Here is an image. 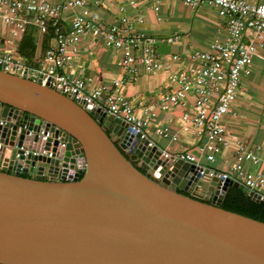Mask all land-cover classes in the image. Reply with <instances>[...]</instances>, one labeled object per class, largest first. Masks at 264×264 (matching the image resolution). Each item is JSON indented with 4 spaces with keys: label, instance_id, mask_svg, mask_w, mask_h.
<instances>
[{
    "label": "water",
    "instance_id": "obj_1",
    "mask_svg": "<svg viewBox=\"0 0 264 264\" xmlns=\"http://www.w3.org/2000/svg\"><path fill=\"white\" fill-rule=\"evenodd\" d=\"M0 119V264H264V222L221 207L237 182L218 193L214 177L191 196L194 164L129 134L120 118L1 69ZM41 121L62 131L64 148L38 138ZM42 149L53 155L32 152ZM68 168L78 169L71 180Z\"/></svg>",
    "mask_w": 264,
    "mask_h": 264
},
{
    "label": "built area",
    "instance_id": "obj_2",
    "mask_svg": "<svg viewBox=\"0 0 264 264\" xmlns=\"http://www.w3.org/2000/svg\"><path fill=\"white\" fill-rule=\"evenodd\" d=\"M113 1L112 18L97 13L101 0H0V26L10 27L12 36L20 37L28 24L41 34H52V42L37 67H29L23 55L0 48V69L39 79L42 85L75 101L120 118L131 135L139 133L150 139L148 129L156 124L159 110L167 113L178 110L180 129L192 130L198 139L193 149L173 154L197 167L198 182L192 190L203 195L207 188L203 182L216 177L218 193L223 182L229 179L242 185L248 193L259 194L264 201V175L245 167L247 162L257 164L262 159L264 145L258 143L248 148L232 141L235 139L228 129V117L235 116L232 108L242 78L251 73L255 56L264 60V0H179L191 9L201 5L215 7L225 20L226 36L212 40L206 49L170 54L162 53L159 47L179 43V34H148L139 26L143 23L142 16L132 19L126 13L129 8L137 9L138 0ZM247 31L252 34L249 41L245 40ZM84 38L100 40L106 48L118 53L116 65L123 71L122 77L114 75L98 82L72 73V58L79 52ZM161 70L168 71L163 93L142 111L123 94V87L136 81L142 72ZM9 121L14 123L16 119L11 117ZM0 124L4 125L5 120L0 119ZM51 127L52 124L46 126L41 121L40 130L35 134L42 142L50 139V147L57 140V146L64 148L67 143L64 134L57 126ZM153 131L164 140L178 139L169 125H155ZM33 133L29 130L28 136ZM231 143H235L236 150L230 169L218 170L208 165ZM149 144H154L151 139ZM32 152L53 155L50 149ZM77 171L68 168L67 177L71 180Z\"/></svg>",
    "mask_w": 264,
    "mask_h": 264
},
{
    "label": "crops",
    "instance_id": "obj_3",
    "mask_svg": "<svg viewBox=\"0 0 264 264\" xmlns=\"http://www.w3.org/2000/svg\"><path fill=\"white\" fill-rule=\"evenodd\" d=\"M260 1V0H251ZM101 5L96 8L101 16H113L115 5L113 0H101ZM155 6H158L155 9ZM126 13L134 19L136 15L143 18L139 26L148 34L168 35L179 34L180 42L171 45H161L160 51L165 54L183 53L194 50L206 49L210 42L216 38L226 36L224 18L218 15L215 7L201 5L195 9L185 6L179 0H138L137 9H128ZM169 34V35H171ZM252 38L247 31L245 40ZM52 42L50 32L41 34L35 26L28 24L23 34L16 38L12 36L10 27L0 26V48L10 49L17 55H23L29 67L35 68L44 58L46 48ZM79 52L72 58L70 69L75 76L92 81L104 82L116 75L122 77L123 71L116 65L118 53L104 46L100 40L84 38L79 45ZM259 50L258 53L262 54ZM168 71L161 70L153 73L142 72L136 81H131L123 87V94L129 98L140 110L154 101L163 93L167 82ZM256 88L257 91H254ZM235 116L228 117L229 135L235 142H240L246 147L258 143L264 145V60L260 56L253 58L252 70L244 76L238 90L237 98L233 105ZM179 111L167 113L159 110L155 125H169L172 133L178 139L164 140L155 134L153 125L149 127L150 139L157 144L159 149L171 155L181 151L191 150L198 140L192 130H181L178 123ZM177 132V133H176ZM236 146L231 143L216 159L208 163L218 170L230 169L234 162ZM246 169L264 175V156L257 163H245ZM29 177L30 174H25ZM49 179V178H46ZM203 187L208 182H203Z\"/></svg>",
    "mask_w": 264,
    "mask_h": 264
},
{
    "label": "trees",
    "instance_id": "obj_4",
    "mask_svg": "<svg viewBox=\"0 0 264 264\" xmlns=\"http://www.w3.org/2000/svg\"><path fill=\"white\" fill-rule=\"evenodd\" d=\"M137 168L142 173L149 175L142 168ZM221 207L223 209L233 211L264 222V201L260 203L253 200L252 197L249 195L248 191L242 185H239L238 187H229L222 201Z\"/></svg>",
    "mask_w": 264,
    "mask_h": 264
},
{
    "label": "flooded vegetation",
    "instance_id": "obj_5",
    "mask_svg": "<svg viewBox=\"0 0 264 264\" xmlns=\"http://www.w3.org/2000/svg\"><path fill=\"white\" fill-rule=\"evenodd\" d=\"M107 133H111V129H110V128L107 129ZM119 143H120V140L117 138V140H116V144H119ZM124 154H125L126 157H127L130 161H132L134 164H138L139 160H136V159L132 156V154H129V153L125 152V151H124ZM140 168H142L143 170H145V172H147V173L149 174V176H152V173H150V168H149V167H147L146 165L143 164V165H140ZM191 195L198 197V196H200L201 194H198L197 192H195V191L192 190ZM198 198H199V197H198Z\"/></svg>",
    "mask_w": 264,
    "mask_h": 264
},
{
    "label": "rangeland",
    "instance_id": "obj_6",
    "mask_svg": "<svg viewBox=\"0 0 264 264\" xmlns=\"http://www.w3.org/2000/svg\"><path fill=\"white\" fill-rule=\"evenodd\" d=\"M169 34H171V33H168V35H169ZM254 91H257V90H256V88H255V90H254ZM228 129H229V128H228ZM119 140H120V139H119ZM132 156H133V157H134L136 160H139V158H138V157H136L134 154H132Z\"/></svg>",
    "mask_w": 264,
    "mask_h": 264
},
{
    "label": "bare ground",
    "instance_id": "obj_7",
    "mask_svg": "<svg viewBox=\"0 0 264 264\" xmlns=\"http://www.w3.org/2000/svg\"><path fill=\"white\" fill-rule=\"evenodd\" d=\"M171 156V155H170Z\"/></svg>",
    "mask_w": 264,
    "mask_h": 264
}]
</instances>
